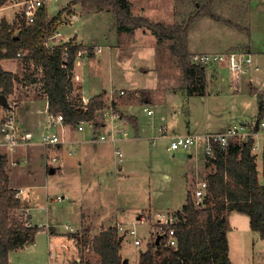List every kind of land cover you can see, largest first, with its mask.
I'll list each match as a JSON object with an SVG mask.
<instances>
[{
  "label": "crops",
  "instance_id": "obj_1",
  "mask_svg": "<svg viewBox=\"0 0 264 264\" xmlns=\"http://www.w3.org/2000/svg\"><path fill=\"white\" fill-rule=\"evenodd\" d=\"M58 1H46L47 17L52 18L65 8H69L70 12L62 13L61 19L55 23V28L50 33H59L56 45L72 40L74 45L84 48L76 57L72 68V101L82 99L83 102H86L98 93H104L105 104L108 103L112 107L118 108L120 115L124 113L126 118H123L122 115L114 120L106 117L104 121H97L95 127L90 125L87 127L88 124H86L81 130L71 128L72 124L65 121L53 123L51 121L52 114L48 111L46 94L38 77L33 79L36 76L30 69V63L23 62L21 65L16 61L18 57L1 59L2 69L13 72L15 76L14 90L6 98L10 97L16 101L17 133L20 135L30 132L31 136L28 145L19 144L11 148L3 144L0 145V158L2 157L6 161L4 170L7 174L8 185L17 191L20 207L26 210L29 225L41 226L31 243L9 251V264H38V260L19 262L15 256H18L22 250L35 246L36 238L41 234L46 237V246L48 244L63 246V252L69 253L65 264H74L77 260L74 250L78 251L79 237L82 234L97 235L102 228L114 227L116 229L119 224L123 228H129L126 227V224L130 222L129 217L132 213L128 211V204L121 198L122 189L119 188V183L116 185L117 180L120 182L119 178L135 177L136 174L151 175L154 171L153 162H160L159 147L165 140L170 143L171 138L175 135L189 133L202 139L207 133L224 132L231 126H236L241 131L246 128L250 129L251 137L256 145L252 152L255 155L256 169L257 172L264 173V127L259 126L260 122H264V110L261 117L257 119L259 102L262 101L264 105V79L260 73L261 68L264 67V51L259 45H254L252 37H250L251 32L257 30V26H252L251 30L248 26L249 31L245 32L244 38L239 37L238 39L235 36L236 33H230L228 42L222 39L225 44L218 47L222 51L229 46L246 44L245 50H238L239 53L245 54V61L241 64L237 79H233L230 69L228 79V75L224 74V69L228 66L222 61L204 66L205 86L200 93L198 91L189 92L186 85L181 82L175 85L156 82L151 86H139L126 81L131 84V87L111 89L105 87L99 76L91 73L92 71L89 72L91 75L83 72V66L88 63L95 68L107 58L109 63L112 60L113 64L116 61L121 63V58L132 56V53L130 55L125 53L124 50L128 48L126 46L131 44L133 52L140 50L142 42L138 43L139 46L135 42V38L139 36L137 35L129 44L128 35H124L125 31L119 26L116 27L115 16L111 10L106 9L104 11L109 14L113 23H110L109 28L107 26L102 30L104 42L98 41L97 36L90 39L87 34L79 31L75 24L81 17L85 19L87 15L101 11L94 10L80 2L73 3V0H66L60 8L50 12L49 5ZM126 1L130 5L131 14L147 18L152 16L149 13L150 7L169 6L173 8L174 6V0L165 2V4L161 0L155 2L153 0H149V2ZM17 2L18 0H7V3L0 7V21L5 19L12 23L18 20L20 6ZM251 5H257L259 11L264 10V0H249L248 8ZM84 19L80 21L81 25L84 23ZM139 28H135L134 32L139 33ZM194 48L195 46H190L189 39L188 49L191 56L198 53H211L205 50L196 53ZM121 51H124V54L120 55ZM153 51L155 54V50ZM216 51L214 53H220ZM138 68L142 69L144 73H148L153 68L156 69L155 64H151V67L141 65ZM118 71V76H121V72H126L123 68ZM110 81L109 86H112L111 71ZM36 87L38 88L36 89ZM38 89L41 92H38ZM124 89L133 91L130 94V99L134 98L136 94L134 100L120 95L119 91H124ZM178 100L184 104L178 103ZM137 105L143 111L135 110ZM221 107H223L222 112H220ZM129 115L135 120L136 125L130 120L128 121ZM257 121L258 127H256ZM112 124L118 125L111 126ZM51 132H56L61 137L62 143L45 145L40 142L43 136ZM99 134H105L108 138L98 140L95 137ZM2 140L3 136L0 133V141ZM168 145L167 143L165 150L170 153L171 151L167 149ZM171 153V156L174 157L176 154L179 155L181 161L186 159V165L180 172L185 183V203L187 193H190V184L206 180V176L214 171L215 166L209 156H206L201 140L193 143L188 150L176 149ZM53 156H56L58 160H52ZM202 168H205V178L202 177ZM164 174L170 179V174L167 172ZM112 176L114 181L111 179ZM105 179L106 182L102 184ZM196 184L194 185L196 186ZM61 202L65 203L62 205ZM61 206H66L69 212L67 215H70V219L77 224L73 229L66 224L64 229H67V232L57 230L58 227L55 225L62 219L59 209ZM182 206L167 208L166 212L159 213L169 214L175 210L173 213L175 214L180 211ZM148 210L152 212L151 209ZM139 213L137 218L142 214ZM245 214L235 210L227 214L228 244L231 227L234 228L236 235H242L243 230L238 228L239 225H249V216ZM40 216L46 217L48 225L38 221ZM117 232L118 236L122 237L120 253L125 257L122 251V242L127 232L123 234L120 230ZM255 233L259 237L258 232L255 231ZM257 239L256 242H258ZM252 243L253 249L255 243L254 241ZM52 255L56 257L57 253L53 251ZM228 255L231 260L230 244ZM125 258L128 263V257ZM41 263H46L44 257L41 258Z\"/></svg>",
  "mask_w": 264,
  "mask_h": 264
},
{
  "label": "trees",
  "instance_id": "obj_2",
  "mask_svg": "<svg viewBox=\"0 0 264 264\" xmlns=\"http://www.w3.org/2000/svg\"><path fill=\"white\" fill-rule=\"evenodd\" d=\"M78 2L97 11L111 10L119 28L127 33L132 34L135 28L145 26L155 33L159 43L170 39L169 49L178 58L186 85H191H187L188 91H203L205 67L191 62L187 47L188 27L196 18L202 16L200 11L194 12L185 25L167 26L162 22L131 14L126 0H73V3ZM5 3L7 0H0V7ZM64 11L70 12V9H62L49 18L46 4H43L35 21L30 24H25L19 16L12 23L2 19L0 61L16 58L17 51L24 52L23 62L30 63L32 71H41L38 79L46 94L48 111L51 114H62L63 120L72 125L81 120L96 123L97 114L106 106L104 93H98L86 102L82 99L72 101L71 98L72 68L79 51L84 48L74 45L72 40L53 47L44 44L45 34L54 30L55 23L61 19ZM206 13L214 16L209 7L206 8ZM14 80V73L3 70L0 64V90L6 96L13 92ZM263 110L264 105L260 101L257 119L261 117ZM127 119L136 125L130 115ZM253 142L252 137L246 140L232 138L224 146L213 142V156H208L215 169L206 176L207 192L203 204L197 207L193 203L191 192L187 193L184 205L174 214L176 221L173 227L177 235V246L168 247L161 241L152 240L148 242L146 249L140 251L138 264H234L228 255L227 241V214L232 210L246 213L249 216V226L264 239V183L260 184L258 181L255 155L251 153ZM5 165L6 161L1 157L0 264H9V251L31 243L41 229V226L36 225L25 226L13 214L20 207V200L15 196L16 190L8 185ZM85 234L79 237V241L84 240L87 247L95 252L99 257L98 264H121L122 237L118 236L117 229L107 227L102 228L97 235L87 237Z\"/></svg>",
  "mask_w": 264,
  "mask_h": 264
},
{
  "label": "rangeland",
  "instance_id": "obj_3",
  "mask_svg": "<svg viewBox=\"0 0 264 264\" xmlns=\"http://www.w3.org/2000/svg\"><path fill=\"white\" fill-rule=\"evenodd\" d=\"M65 1L66 0H59L58 2L52 3L51 5H49V11L53 12L54 10H57ZM153 1L155 2L156 0ZM169 1L172 0H161V2H164V4L165 2L167 3ZM210 1L211 0H174L173 8H170L169 6L150 7L149 13L152 16L149 18H151L152 21L162 22L167 26L173 24L185 25L188 18L193 15L194 12L200 11L202 13V16L196 18L189 25L187 30V39L188 41L190 39L191 47L195 46L194 49L196 50V53L204 50L211 53H214V51L216 50V52L220 53L238 51L239 49L245 50L246 44L244 43H240L238 46L226 47L225 50L222 51L218 47H221L222 44H225L223 43V40L225 42H228V38L231 36L230 33H236L235 36L238 39L239 37L244 38L243 36H246L245 32L248 33L249 31L248 26L251 30L252 26L255 25L257 26V30H252L253 32H251L250 37H252L254 45H259L264 51V10L259 11L257 5H251V7L248 8L249 0ZM141 2H149V0H141ZM208 7L211 13L214 14V16L206 13V8ZM82 19L84 18L81 17L79 19V22L75 24L78 26L79 31L87 34L90 39L97 36L98 41L104 42L102 30L106 29L107 26L109 28L111 26L110 23H113V21H111L109 17V14L105 11L97 13L94 12L91 15H87V18L84 19V23L81 25L80 21ZM115 23L117 27V20H115ZM92 32L94 34H91ZM133 32L132 34H130L125 31L124 35H128L129 38H127V40L129 41V44L130 41H133V39L138 35L139 37L135 38V42L138 46V43L142 42V47L140 48V50H137V52H133L131 50L130 44L126 46L129 49L126 48V50L124 51L125 53H127V55H130L132 53V56L121 58V63L116 61L115 64H113V60L109 63L107 58L105 61H102V63L99 64L98 67L95 68L90 66L88 63L85 64L82 69L83 72H85L87 75H91V73L98 75L101 83H104L105 87L111 89L131 87V84H136L139 86H151V84H154L156 82H160L166 85H175L181 82L182 84L186 85L182 68L180 67L178 62V58L169 49L171 40H163V42L159 43L157 41V36L155 35V33L145 28V26H141L139 28V33ZM120 35L123 34L121 33ZM139 38L141 39V41ZM153 50H155L156 55L154 54ZM124 51H121L120 55L124 54ZM16 61L21 65L23 64L22 58H17ZM151 64H155L156 69L153 68L149 70L148 73H144L142 69L139 70L138 68L141 65L151 67ZM110 65L114 66L115 68H111ZM7 66L8 65L6 64V67ZM199 66L204 67L208 66V64H199ZM117 68H123L126 72H121V76H118L119 71ZM227 68L225 67L224 74L226 76L228 75L229 79V68ZM110 71L111 75H113L112 86H109L111 82ZM33 72H36L35 76L37 77L40 75V72L38 71ZM260 73L262 74L261 76L264 79V67L261 68ZM37 77H33V79H36ZM126 81H130L131 84L127 83ZM37 88L38 87H36V89ZM124 91L125 93L120 95H124L129 100H134L136 94L134 95V98L130 99V94L133 91L125 89ZM38 92H41V90L38 89ZM117 95H119L118 92ZM178 103L184 104L181 100H178ZM105 105V107H109L108 103H106ZM114 109L116 110V108ZM134 109L143 111L138 105L135 106ZM222 109L223 107L220 108V112L223 111ZM117 111L119 112L120 110L117 108ZM102 114L103 111H99V113L97 114L96 120L98 122L102 120ZM121 115L123 118H126V114L122 113ZM236 123L239 124V122ZM77 126L78 124L72 125L71 128H77ZM87 127H89V125H87ZM167 143L169 144L168 140H165V142H163L159 147L160 162H153L154 171L151 174L152 176H146L145 174H136L135 177L124 176L119 178L121 179L120 182L119 180H117L116 183V185L119 183V188L122 189V200L128 204V211H131L132 213V215L129 217L130 222L126 224V227H134V229H136L135 236H132L127 232L124 241L122 242V251L125 257H128V264H138L139 252L142 249H146V245L151 240L150 232L152 229L151 227L154 225L153 221H151L152 219L154 220V215L152 214L162 211L166 212L167 208H179L184 203L186 194V192H184L185 183L180 172L182 171L183 166L186 165V159L181 161L179 159L180 156L177 154L175 155V157L171 156L172 151L168 153L165 150V146ZM206 156H208V154ZM202 170V177L205 178V168H202ZM165 172L170 174V179H168L166 174H164ZM111 179L113 180L114 177L112 176ZM149 181H151V183H149ZM105 182L106 179L103 180L102 184H104ZM195 182L193 184H190L189 192H191V196L195 186L194 184H196ZM65 202H61V204L63 205ZM59 209L60 213L62 214L60 215V218L62 219L59 220V223L55 224L56 227H58L57 230L67 232L68 230L64 229V226L66 224L71 226L72 229L76 228L77 224L72 219H70V215H67L69 214V212L66 209V206H61ZM148 209H151L152 212H150V210ZM138 212L142 213L139 218L144 215L146 217V221L137 218ZM174 212L175 210H172L169 214L172 215ZM15 213L16 210L13 211V214L21 222L23 221L24 224L27 217H19ZM38 221L42 222L44 225H48L45 216H40L38 218ZM238 228L243 230L242 235H236L233 227H231L229 231L231 261L234 264H264V239H257L259 238L257 237V233H255V231L248 224L239 225ZM91 234L92 233H88V236ZM87 237H85L84 235V238ZM137 237L141 239V243L138 245H134L133 241ZM45 238L46 237L44 234L39 235L36 238L35 246L22 250L21 252H19L18 256L15 257L19 262H31V260H38V264H43L41 263V258L44 257V260L46 262L44 264H65L69 253L65 254L63 252V246L58 247L57 245L52 244H48V246H46ZM256 239L258 240V242H256ZM252 241H254L255 243L253 249ZM77 248L79 252L77 251V249L74 250V254L77 256V258H82L85 264H98L99 257L95 254V252H93L90 247V249L87 248V244L84 243V240H80V244ZM53 251L57 253L56 257H53ZM122 257L124 256L122 255ZM48 260L50 261L48 262ZM74 264H78V262L75 261Z\"/></svg>",
  "mask_w": 264,
  "mask_h": 264
},
{
  "label": "built area",
  "instance_id": "obj_4",
  "mask_svg": "<svg viewBox=\"0 0 264 264\" xmlns=\"http://www.w3.org/2000/svg\"><path fill=\"white\" fill-rule=\"evenodd\" d=\"M47 0H18L19 4V10H18V16L24 20L25 24H30L35 21L38 10L40 7L43 6V4H46ZM59 36V33H48L44 36V44L47 47H53L56 45V38ZM82 51V50H81ZM79 51V53H81ZM18 58H22L25 54L22 51L16 52ZM245 54L239 53L238 51H230V52H222V53H204V54H195L191 56V62L197 65H205L210 63H220L224 61L226 65L229 67L231 75L233 76V79H237L238 74L241 70V64L245 61ZM34 67V66H33ZM41 76V71L38 69ZM41 85V83H40ZM1 93V91H0ZM120 94H123L124 91L120 90ZM7 106H4L0 101V133L3 136V140L0 141V145H6L10 148L15 145H28L30 143V132H25L22 134L17 133V125H16V116H17V107H16V101L13 98L7 99ZM103 111L102 114V120L106 117L110 118L111 120L119 118L121 115L115 110L112 105L109 104V107H105L104 109L100 110ZM150 112V110H148ZM51 121L53 123H62L63 117L62 114L57 115H51ZM86 124L90 125L91 127H95L94 123L91 120H81L78 123L77 128L81 130ZM118 124H112L111 126H117ZM260 127H264V122L259 123ZM251 130L250 129H243L242 131L238 129L236 126H231L227 128L224 132H212L207 133L202 139L196 137L193 134H187V135H175L171 138V141L167 147L169 151H174L176 149H182V150H188L189 147L195 143L201 140L204 144V152L207 155L212 154V144L213 142H219L221 145H226L230 139L232 138H239L240 140H246L247 138L251 137ZM98 140H104L107 137L105 134H99V136L95 137ZM254 140V139H253ZM42 144H53L56 145L58 143H62L61 137L56 132H51L43 136V138L40 140ZM256 145L255 142H253L251 153L255 150ZM52 160L57 161L58 158L56 156L52 157ZM258 181L259 183H264V173L258 172ZM207 189V181L206 180H200L195 188L193 189L192 193V200L197 207L201 206L203 204V199L206 194ZM17 191L15 193V196H17ZM16 213L18 216H24L27 217L26 210L19 207L16 208ZM146 217L143 215L139 219L145 220ZM154 220L152 219L154 225L151 227V240H155L158 237L157 241L163 242L165 246L168 247H176L177 245V235L175 232V228L173 227V224L176 221V217L174 214L169 215L167 213H156L153 216ZM25 226H30L29 221L27 218L24 222ZM118 231L120 230L121 233L128 232L130 235L135 236L136 235V229L134 228H123L120 224L116 228ZM118 233V232H117ZM134 245H138L141 243V239L139 237L134 239ZM88 248V247H87ZM78 264H84L82 258H77L76 260Z\"/></svg>",
  "mask_w": 264,
  "mask_h": 264
},
{
  "label": "water",
  "instance_id": "obj_5",
  "mask_svg": "<svg viewBox=\"0 0 264 264\" xmlns=\"http://www.w3.org/2000/svg\"><path fill=\"white\" fill-rule=\"evenodd\" d=\"M0 101L4 106H7V98L6 95L4 93H0ZM256 127H258V121L256 122ZM158 240V237L156 238V241ZM121 264H128L127 263V259L126 258H122V262Z\"/></svg>",
  "mask_w": 264,
  "mask_h": 264
}]
</instances>
